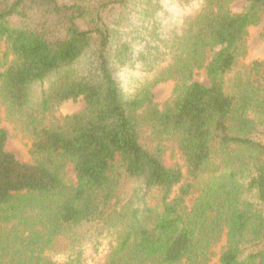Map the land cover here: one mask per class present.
Returning a JSON list of instances; mask_svg holds the SVG:
<instances>
[{
    "label": "trees",
    "instance_id": "obj_1",
    "mask_svg": "<svg viewBox=\"0 0 264 264\" xmlns=\"http://www.w3.org/2000/svg\"><path fill=\"white\" fill-rule=\"evenodd\" d=\"M235 1L0 0V101L33 141L0 114V264H209L224 236L220 264H264V0Z\"/></svg>",
    "mask_w": 264,
    "mask_h": 264
},
{
    "label": "rangeland",
    "instance_id": "obj_2",
    "mask_svg": "<svg viewBox=\"0 0 264 264\" xmlns=\"http://www.w3.org/2000/svg\"><path fill=\"white\" fill-rule=\"evenodd\" d=\"M244 0H236L232 4V10L234 12H240L245 6ZM6 44L4 42L0 43V67L5 61ZM256 60H264V21L258 26H252L249 29L248 37V52L243 61L247 64L252 63ZM195 80L208 83L207 76L205 72H200ZM175 87V82L167 81L157 85L153 92L155 97V102L162 106L167 100L172 97L173 90ZM86 104L84 101L80 100L78 102H66L61 104L58 109L63 115H72L74 113L80 112L85 108ZM0 114H2L5 122L12 129L14 136L15 146L22 152L23 157L27 161H31L30 148L32 145V136L29 132L24 130L22 123L17 120H11L6 117L5 107L0 101ZM167 159L173 162H180L179 156L177 154L176 148L173 145H169V150L167 153ZM68 174L71 178H75V172L72 166L68 168ZM179 187L175 188L174 194L178 193ZM2 227H0L1 230ZM226 237L224 236L222 240L214 245L213 259L209 264H220V257L226 246Z\"/></svg>",
    "mask_w": 264,
    "mask_h": 264
}]
</instances>
